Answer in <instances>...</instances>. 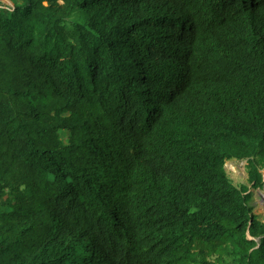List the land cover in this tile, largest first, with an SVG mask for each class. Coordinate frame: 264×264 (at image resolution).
Wrapping results in <instances>:
<instances>
[{"label": "trees", "instance_id": "16d2710c", "mask_svg": "<svg viewBox=\"0 0 264 264\" xmlns=\"http://www.w3.org/2000/svg\"><path fill=\"white\" fill-rule=\"evenodd\" d=\"M8 1L0 264H264V0Z\"/></svg>", "mask_w": 264, "mask_h": 264}, {"label": "rangeland", "instance_id": "374dc122", "mask_svg": "<svg viewBox=\"0 0 264 264\" xmlns=\"http://www.w3.org/2000/svg\"><path fill=\"white\" fill-rule=\"evenodd\" d=\"M5 4L12 6L8 0H3ZM66 137H68L66 135ZM65 138V137H64ZM226 171L229 178L233 181L234 185L241 187L243 185L248 186L250 193L253 194L252 205L254 207L253 217L261 222H264V187L260 189H254L249 183V175L247 170L246 161L232 160L227 162ZM262 178L264 181V169L261 170Z\"/></svg>", "mask_w": 264, "mask_h": 264}]
</instances>
